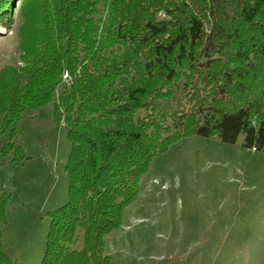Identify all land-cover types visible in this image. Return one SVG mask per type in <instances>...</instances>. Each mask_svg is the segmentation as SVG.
I'll return each instance as SVG.
<instances>
[{"label": "trees", "instance_id": "trees-1", "mask_svg": "<svg viewBox=\"0 0 264 264\" xmlns=\"http://www.w3.org/2000/svg\"><path fill=\"white\" fill-rule=\"evenodd\" d=\"M36 2L34 36L19 34L21 64L0 70V137L56 99L67 201L47 214L39 264H110L105 238L121 228L153 158L181 139L241 138L264 153V0ZM12 3L0 0V30L11 28ZM185 79L189 104L162 112ZM2 151L26 159L11 142ZM8 200L0 188V223ZM0 264H16L1 240Z\"/></svg>", "mask_w": 264, "mask_h": 264}, {"label": "rangeland", "instance_id": "rangeland-1", "mask_svg": "<svg viewBox=\"0 0 264 264\" xmlns=\"http://www.w3.org/2000/svg\"><path fill=\"white\" fill-rule=\"evenodd\" d=\"M98 11L103 19V6ZM10 14L11 28L0 30V70L21 64L20 30L34 36L37 2L13 0ZM187 81L160 102L162 112L189 104L183 96ZM54 102L26 111L12 136L0 137V188L9 196L0 240L16 264H39L47 214L67 201L69 144ZM8 142L26 159L4 153ZM140 188L121 228L105 238L110 264H264V153L243 148L241 138L234 144L197 135L181 139L153 158Z\"/></svg>", "mask_w": 264, "mask_h": 264}, {"label": "built area", "instance_id": "built-area-1", "mask_svg": "<svg viewBox=\"0 0 264 264\" xmlns=\"http://www.w3.org/2000/svg\"><path fill=\"white\" fill-rule=\"evenodd\" d=\"M63 79H67V74H64L63 75Z\"/></svg>", "mask_w": 264, "mask_h": 264}]
</instances>
